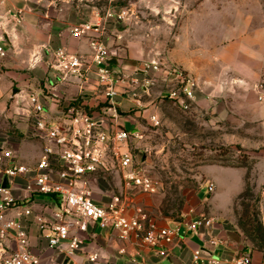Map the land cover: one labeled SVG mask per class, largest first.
<instances>
[{"label":"rangeland","instance_id":"rangeland-1","mask_svg":"<svg viewBox=\"0 0 264 264\" xmlns=\"http://www.w3.org/2000/svg\"><path fill=\"white\" fill-rule=\"evenodd\" d=\"M108 7L115 10V16L106 19L104 13ZM193 9L201 13L199 21L203 25L197 32L205 40L209 35H214L215 31L210 28H215L219 35L225 32L223 23L232 18L238 20L241 26L245 19L257 17L264 12V0H54L43 4L1 0L0 44H3L5 53L0 51V134L7 133L29 142L30 139L40 141L32 134L31 120L20 112L26 105L22 95L33 90L49 92L47 83L53 75L49 63L52 52L45 47L48 67L43 74L35 71L29 62L38 55L35 51L36 35L25 30L20 20L15 19L20 23L15 38H19L21 43V47L16 48L9 40L7 22L3 21L5 15L28 13L31 14V23L32 14L37 10L44 11L47 17L59 16L58 21L64 26L67 38L72 36L73 27L82 21H102L101 25H105L104 36L113 57L124 64L122 69L125 68V74L130 72L139 75L143 82L145 79L151 81L148 91L140 90L139 99H126L121 108L124 115L133 114L135 117L129 123L131 128L138 130V135L129 141L135 165L152 175L157 188L147 191L128 184L114 168L90 177L89 181L97 195L105 200L119 196L125 199L130 211L141 206L157 217L166 214L178 220L188 216L191 218L201 214L198 204L205 211L203 213L208 215L212 211L208 201L205 198L199 200L195 192L207 186L211 179L209 170L217 178L220 202L223 206L228 204L225 217L233 225L240 228L244 206L243 199L238 196L247 187V182L252 195L246 201L250 203L252 211H258L264 222V119L259 118V115H243L234 109H229L231 114H227V103L222 97L214 102L215 109L209 111L207 105L200 107L198 99L191 107L184 108L169 96V89L177 87L179 83L176 75L170 78L163 75L162 69L167 67L165 55L168 47L172 50L176 45L185 17ZM211 11L213 15H209ZM210 21H216L217 27L204 25V22ZM229 35L228 32L226 37ZM56 46L64 45L52 47ZM25 58L27 65H20V61ZM152 60L158 62L159 69L143 73L140 68ZM77 81L74 77L59 81L61 88L75 89H68L64 96L78 94ZM90 91L101 93L95 84L91 85ZM199 91L200 84L196 93ZM122 94L130 97L128 92ZM100 98L102 96L92 101ZM151 114H157L158 119H152ZM22 121L26 122L27 130L19 127L18 122ZM27 144L24 151L30 153L31 158L36 154L38 159L40 145ZM215 164L233 167L223 168ZM234 195V200L230 202ZM246 240L252 244L250 239ZM61 261L63 264L68 263L65 254Z\"/></svg>","mask_w":264,"mask_h":264},{"label":"built area","instance_id":"built-area-1","mask_svg":"<svg viewBox=\"0 0 264 264\" xmlns=\"http://www.w3.org/2000/svg\"><path fill=\"white\" fill-rule=\"evenodd\" d=\"M112 10L108 7L106 19L115 16ZM101 23L85 20L72 30V36L88 40L90 59L66 46H48L53 73L46 84L49 92L42 89L22 95L26 105L20 112L31 120L32 134L42 142L38 159L26 161L12 146L0 145V264H41L33 248V224L49 247L68 255L84 251L96 260L99 252L88 245L97 227L114 229L123 239L134 238L166 253L167 244L181 236L183 223L187 230L195 232L214 223L213 216L201 213L186 222L161 224L156 215L141 206L130 211L119 196L107 200L99 197L90 183L93 174L117 168L126 183L147 191L157 188L152 175L135 165L129 141L138 135V130L127 125L118 101L124 92L139 99L138 94L148 91L151 81L143 82L130 72L125 74V68L113 61L104 36L105 25ZM0 51L5 53L3 44ZM157 69L155 60L140 68L145 74ZM162 73L166 78L173 74L178 79L179 85L169 89V96L184 108L191 107L197 99V77L179 67H166ZM71 77L78 80L79 92L66 97L57 90V83ZM92 84L101 93L91 92ZM151 118L158 119L157 114H151ZM214 185L208 182L210 191ZM206 240L209 247L221 243L212 233ZM120 250L125 252V247ZM202 253L197 248L193 256L198 258ZM210 261L218 259L211 256ZM234 264L255 263L251 253L240 252Z\"/></svg>","mask_w":264,"mask_h":264},{"label":"crops","instance_id":"crops-1","mask_svg":"<svg viewBox=\"0 0 264 264\" xmlns=\"http://www.w3.org/2000/svg\"><path fill=\"white\" fill-rule=\"evenodd\" d=\"M7 1L27 3L34 1L43 4L54 0ZM199 14L201 13L193 9L185 17L177 36L176 45L172 50L170 47L167 48V54L165 55L167 67L171 68L172 65H175L197 77L201 89L197 94V99L201 108L207 105L209 111H213L215 109L214 102L219 97H222L227 103V114H231L230 111L234 109L235 111H241L243 115H259V118L264 119V12H261L257 17L253 16L250 19H245L241 26H239L238 20L229 18L231 21L223 23L226 27L224 29L225 32H221L223 35H219L215 28H210L215 31L213 32L214 35H209L205 40L197 32L203 25L199 21ZM210 14L213 15L214 12L211 11L209 12ZM30 16L31 14L28 13L24 15L10 13L5 15L3 21L7 22L6 29L10 34L9 40L10 42L12 41L11 44L15 45L16 48L21 47L19 38H15L20 23L25 30L32 31L31 33L36 35L35 51L38 55H36L34 61L30 60L29 62V64L32 63L30 66L35 67V71L43 74L44 69L48 67V54L44 51L45 47L48 46L62 44L70 50L80 51L88 59L91 58L88 40L70 35L67 38L64 26L58 21L59 16L47 17L44 11L37 10L32 14V23L29 22ZM15 19H19L20 23L15 21ZM204 23V25H210L209 27H217L216 21L215 23L213 21ZM228 32L230 37H226ZM203 42L205 45H203ZM25 61L26 58L21 60L20 65H27ZM113 61L124 66L119 59L115 60L114 58ZM171 76L174 75L169 74L168 78ZM57 85V90L61 94H65V91L68 92V89H70V87L66 88L63 86L61 88L60 82ZM78 88L77 86L76 90ZM125 89L126 86L123 87V90ZM70 90L74 91L75 89ZM126 99L131 100L130 97L123 94L118 98L121 107ZM229 109L230 111H228ZM123 116L128 126L129 123H132L131 119L135 118L133 114H123ZM18 123L19 127L27 130L25 121ZM27 142L29 144L38 143L42 151L41 141L30 139L29 142L25 141V138L15 137L7 133L0 134V145L13 146L21 156L23 155L22 158L32 162L37 157L34 154L33 157H35L31 158L30 153L24 151ZM24 156L26 158L30 157V159H26ZM215 165L223 168L233 167L221 164ZM208 176L211 178L209 181L215 184L214 189L210 191L207 184L195 194L199 200L205 198L208 201L209 208L212 210L208 212V215L214 217L213 225L210 228L202 227L200 232H195L187 230L186 224L183 223L181 236L167 244L166 253H161L158 248L140 243L134 238L131 240L123 239L114 229L97 227L96 233L91 238L88 247L90 250L99 252L98 259H90L84 251L68 255L59 248L49 247L45 240L39 236V229L35 224L31 226L33 248L40 255L41 264H63L61 260L64 254L68 258V263L66 264H234V257L240 252L251 253L255 264H264V249L253 247L246 240L240 228L236 224L233 225L225 217L228 204L223 206L220 202L216 176L209 170ZM235 195L230 202L234 200ZM42 199L40 197V202ZM197 208L201 213L205 212L202 211L200 204H198ZM38 209L40 208L38 207ZM188 217L183 222L189 220L190 218ZM158 219L161 224L180 222V220L166 214L158 216ZM209 233L220 238L221 243L216 246H207L206 238ZM122 247H125V252H121L120 249ZM197 248L202 249L203 253L200 257L194 258V251ZM136 250L139 253H136ZM211 256H215L218 261H210ZM51 257L52 259H50Z\"/></svg>","mask_w":264,"mask_h":264},{"label":"trees","instance_id":"trees-1","mask_svg":"<svg viewBox=\"0 0 264 264\" xmlns=\"http://www.w3.org/2000/svg\"><path fill=\"white\" fill-rule=\"evenodd\" d=\"M251 191L249 182H247V187L238 196L243 199L242 203L244 206L243 216L240 217L239 224L245 238L252 241V246L264 249V222L259 217L258 211H252L250 203L246 201L249 195H252Z\"/></svg>","mask_w":264,"mask_h":264},{"label":"water","instance_id":"water-1","mask_svg":"<svg viewBox=\"0 0 264 264\" xmlns=\"http://www.w3.org/2000/svg\"><path fill=\"white\" fill-rule=\"evenodd\" d=\"M14 91H16V90H14Z\"/></svg>","mask_w":264,"mask_h":264}]
</instances>
